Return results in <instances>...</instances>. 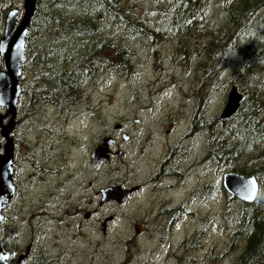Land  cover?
Returning <instances> with one entry per match:
<instances>
[{"label":"rangeland","instance_id":"rangeland-1","mask_svg":"<svg viewBox=\"0 0 264 264\" xmlns=\"http://www.w3.org/2000/svg\"><path fill=\"white\" fill-rule=\"evenodd\" d=\"M0 1L17 7L20 17L22 0ZM122 1L133 17L155 33L154 38L127 39L120 28L102 25L99 39L130 49L128 70L98 68L79 77L81 97L61 109L39 102L27 114V98L18 96V124L10 131L18 195L16 210L6 212L3 226L37 224L35 229L45 235L42 239L48 253L58 256L55 264H229L242 243L241 235L229 243L236 238L231 233L238 225L237 198H227L219 185L222 172L228 170L205 160L207 135L190 127L195 107L209 89L195 74V64L209 60L207 49L200 50L208 36L195 28L180 33L169 28L164 0ZM201 7L209 27H223L226 18L221 0H201ZM56 9L80 16L63 3ZM256 34L242 38L238 49L228 53L229 60L222 62L214 92L206 101L208 117H219L231 86L242 94L251 84L263 82L264 62L252 59L254 49L263 44ZM79 38L74 35L73 42ZM74 46L68 47L66 55L79 53ZM22 69L21 89L33 80L30 63ZM117 123L129 139L120 140L113 128ZM104 134L116 136L124 155L121 159L113 155L110 162H92L89 153ZM173 147L182 152L177 170L183 174L164 177L153 186L145 182L166 155H173ZM258 162L248 164L256 168ZM43 168H56L58 174L50 175ZM114 184L141 186L121 203L99 206L94 192ZM205 184L212 186L210 191L203 188ZM261 191L264 194V185ZM45 200L49 215L42 211ZM178 205L181 214L172 210ZM86 212L89 217L84 216ZM106 216L111 218L102 230L100 222Z\"/></svg>","mask_w":264,"mask_h":264},{"label":"trees","instance_id":"trees-1","mask_svg":"<svg viewBox=\"0 0 264 264\" xmlns=\"http://www.w3.org/2000/svg\"><path fill=\"white\" fill-rule=\"evenodd\" d=\"M164 1L165 21L174 32L195 28L201 32L199 34L208 36L207 43H203L200 50L207 49L209 60L207 63L204 59L196 61L195 74L209 89L206 98L195 107L190 121V127L207 135L206 162L231 172L252 174L258 184L256 197L252 201L243 202L236 197L238 225L236 231L231 233L236 238L229 243L239 235L242 243L229 264H264V194L261 191L264 185V79L263 82L251 84L249 91L240 87L243 90L240 102L231 116L208 117L205 114L207 98L214 92L223 69L222 62L229 60L228 53L238 49L242 38L252 32L258 33L256 35L263 44L254 49L252 59L264 62V54L259 52H264V0H221L226 18L223 27L216 24L208 26L201 0ZM59 3L80 16L60 13L56 9ZM10 6L0 1V24ZM103 24L120 28L127 39L155 36L144 21L130 14L122 0H36L25 36L26 53L22 65L24 68L25 63L29 62L34 77L31 84L20 91L27 98V114L31 113V105L39 102L54 104L58 109L66 103H75L81 97L79 77L88 76L98 68L118 72L129 69L131 51L128 46L97 37ZM74 35L80 36L75 43ZM46 36L50 40L47 41ZM72 44L79 53L66 55ZM197 99L201 100V96ZM256 160H260L256 168L249 166L250 161ZM203 188L210 191L212 186L205 184ZM224 194L233 199L226 191Z\"/></svg>","mask_w":264,"mask_h":264},{"label":"water","instance_id":"water-1","mask_svg":"<svg viewBox=\"0 0 264 264\" xmlns=\"http://www.w3.org/2000/svg\"><path fill=\"white\" fill-rule=\"evenodd\" d=\"M36 0H22V12L19 17L18 8L11 6L6 12L3 20V29L0 34V107L3 114L0 113V137L3 143L0 144V220L2 210L7 205L14 192L12 183L13 175V142L9 135L12 128L16 127L15 120L16 105L21 91L19 84L21 69L25 60L26 33L28 23L35 10ZM241 94L231 86L224 99V105L219 112V116L226 118L231 116L239 105ZM5 122L2 123L4 117ZM113 138L104 136L100 144L96 145L89 153L92 162H97L101 158L109 160V145ZM118 153V152H117ZM221 186L231 196L237 197L243 202L252 201L257 194L258 184L252 174L243 175L237 172L224 171L221 176ZM98 203L103 204L107 201L121 202L126 194L131 192L130 188H122L120 185H108L102 187ZM109 219V217L107 218ZM6 254L0 250V264H7Z\"/></svg>","mask_w":264,"mask_h":264},{"label":"flooded vegetation","instance_id":"flooded-vegetation-1","mask_svg":"<svg viewBox=\"0 0 264 264\" xmlns=\"http://www.w3.org/2000/svg\"><path fill=\"white\" fill-rule=\"evenodd\" d=\"M6 118L7 117L3 118L2 123L5 122ZM17 124H18V122H17ZM48 127H50V126L48 125ZM113 128H114V130H116L118 132L117 134H118V137L120 138L121 141L129 139V135L127 133L123 132L122 126L119 123L113 125ZM9 135H10V133H9ZM10 136L12 137V135H10ZM104 136H110L113 138L111 145L108 146L109 147L108 148L109 149L108 154H110V157H109V160L101 158L97 162H100L101 160H105V161L110 162L113 155H115V156H117V158L121 159L124 155L123 151L121 149V144H120L121 142H119L117 140L116 136H113V134L112 135L104 134L103 136L100 137V140ZM12 142H13V138H12ZM98 144H100V141L98 142ZM98 144H96V145H98ZM179 147L181 148V146H179ZM172 151L174 152L173 155H169V154L166 155L163 158V160H161V162L159 163V165H158L159 168L154 173H152L145 182H147L148 184H152V186H153V185H156L157 183H161V180L164 177H168L169 179H171V177L178 178L179 175L183 174L181 170H177V168L180 166V164L178 163V160H180V158H181L178 155H181L182 152H180L179 149L176 147H173ZM23 161L27 162L26 158L23 159ZM29 162H30V160H29ZM176 162L178 165L176 164ZM13 163H14V160H13ZM172 164H173V166H171ZM172 167L174 169H172ZM31 168H32L31 169L32 172L35 174L34 176L38 175V174H36L37 172H35V170H33V164L31 165ZM41 168H42V166H41ZM43 169H45V171L50 175L58 174V169H56V168H53V169L43 168ZM12 171H13L12 183L14 184V192H13L12 196L10 197L7 205L2 210V217L0 220V250H1V253L6 254L8 252V254H7L8 256L5 259L7 264H55L56 259H58V256L51 257L50 254L48 253V250L46 249L47 245L45 244V242L42 239L45 235H43L38 229H35L37 224L21 225L20 228H18L15 224L3 226V225H6L5 224L6 212L8 211L10 214H13L16 210L15 209V207H16L15 206V202H16L15 199L18 195V185L16 182V175L17 174H16V170L14 168V165H13ZM60 181H61V183L64 184V180L62 177L60 178ZM114 185H112V186H114ZM117 185H120V184H117ZM105 186H108V185H105ZM105 186H102V187H105ZM140 186H141V184H138V185L136 184L133 186L132 185L121 186L122 188H125V189L130 188V190H131V192L126 194L125 198L121 202H123L133 192L138 191V188ZM167 186L171 187L172 183H168ZM100 189H102V188H99L97 191L94 192V194L98 198V201L100 198V191H99ZM98 201H97V203H98ZM108 202H114V201H107V202H103V203H108ZM47 203H48L47 200H45L43 202L44 208L42 209V211H43V214L49 215V212H48L49 206ZM98 204H99V206L103 205L100 203H98ZM93 209H92V212L95 210V209L94 210ZM174 209L181 214L179 205L175 206V208H172V210H174ZM39 211H41V208L39 209ZM163 211H159L160 214H163ZM159 212L157 213V215L161 216L159 214ZM31 214H32V212H31ZM89 214H90L89 212H86L84 214V216L89 217ZM163 216H166V215H163ZM107 218H108L107 216L103 217V220L100 222V227L102 230H104V225H105L107 220H110L111 216L109 217V219H107ZM173 220H174V217H172L170 219V221H173ZM59 256H60V254H59Z\"/></svg>","mask_w":264,"mask_h":264},{"label":"bare ground","instance_id":"bare-ground-1","mask_svg":"<svg viewBox=\"0 0 264 264\" xmlns=\"http://www.w3.org/2000/svg\"><path fill=\"white\" fill-rule=\"evenodd\" d=\"M27 55V54H26ZM19 105V104H18ZM17 110V109H16ZM18 111V110H17ZM237 111V110H236ZM17 119V118H16ZM12 135V134H11ZM256 182H257V180H256Z\"/></svg>","mask_w":264,"mask_h":264}]
</instances>
